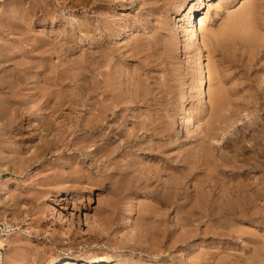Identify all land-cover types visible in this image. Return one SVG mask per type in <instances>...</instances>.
Segmentation results:
<instances>
[{"label":"rangeland","instance_id":"1","mask_svg":"<svg viewBox=\"0 0 264 264\" xmlns=\"http://www.w3.org/2000/svg\"><path fill=\"white\" fill-rule=\"evenodd\" d=\"M39 1L40 0H0L1 7L11 4L15 8L16 3H18L19 6L18 4L17 6L24 9L22 6H26L27 4L25 8H28L27 10L29 11L25 15L17 12H15L16 14L12 13L13 11L6 14L4 12L0 17V21L2 19L4 22L3 26H6L3 27L1 21L0 104L3 106H0V133H3V136H0V151H3V154L0 152V158H2L1 160L4 159V161L0 160V264H55L56 259L64 257L65 255H71L70 257L73 260V264H90V262L97 259V261L106 262V264H114L119 261L120 263L117 264H132V261L133 264H169V259L170 262L173 260V264H214V261L215 264L221 262V264H226V262L227 264H264V259H262L264 256V248H260V246L264 247V241H262L264 240V0H223L224 2L222 0H212V5H209L211 8L207 5L208 1L205 0L202 5H198L195 15L198 16L202 11L206 10L210 18H208L207 21L206 33L203 32L205 40L203 46L206 50L205 52L209 55L207 64L209 61H214L208 65L213 70L215 77L212 83L210 82L208 85L206 111H202L198 115L194 113V121L189 123H183L182 121V117L185 116V111H183L184 108L181 109L182 106L180 103L187 94L189 99L191 98L189 106L195 108V98L192 96V90L190 91L189 89L194 77L193 73H191L194 57H191V59L189 57L192 53H188L187 51V57L182 51V41L179 39V42V33L177 35V23L179 19L188 12L191 4L190 2L193 0H79V3L73 0L75 5L74 3L70 5L68 2L64 4V0H53V2L52 0H45V3H43L44 0H41L42 4L41 1ZM195 2H197V0ZM216 2H218V4ZM34 3H36V5ZM38 3L40 4L38 5ZM81 3L82 5H80ZM219 3L222 5L225 3V6L221 10L218 7L221 6ZM48 4L52 7L50 8ZM215 4L218 5V9L215 7ZM244 5H250L251 7L254 5V9L256 7L258 8L255 9V13L253 12L256 19L252 18L254 19V23L252 24H254L253 27H257L253 29L259 32H256V38L258 36L261 38H257V41H255V38L254 40H249L251 42L248 40H240V42H238L232 38L225 37L227 41L222 39L220 43L216 42L215 44L212 40L214 33L212 38H209L210 35L208 33L212 34L211 30L221 31L220 28H223L224 24V26L227 25L224 22L228 23L233 16L237 15L240 9L244 10ZM32 6L35 8H31ZM69 6L72 8L70 9ZM75 6L76 8H74ZM242 7L244 8L242 9ZM235 12L237 13L235 14ZM55 13L61 14L56 15ZM8 14L11 16L9 17ZM30 14H32V16ZM33 15L36 16L33 18ZM7 16L11 20L14 18L12 25H16L15 27H11V20H9ZM75 16L79 18L80 22L74 21L72 17ZM17 17H19V20L15 19ZM30 17L32 19H30ZM66 17L69 20H66ZM86 18H89L87 20L92 21L93 24L91 23L85 26L83 21L86 20ZM20 19L23 21H20ZM34 21L36 22L34 23ZM22 22L25 23L23 24ZM29 22L30 24H27ZM76 23L77 25L80 23L82 28L77 27ZM26 24L28 26L30 25V28L26 29L28 27ZM61 25L64 27L67 26L63 28ZM8 26L10 28H7ZM71 26L73 29H71ZM89 27H91L92 30H89ZM13 28L14 30L11 31ZM16 28H24V30L21 29L22 31L20 32L22 35L19 33V29V31L15 30ZM41 28H43V30H40ZM96 28H98L97 30L100 29L97 33ZM4 29H6V32ZM57 30L60 31L58 32ZM23 31L28 33L23 34ZM35 31H37V34ZM77 31L78 33H76ZM44 32L47 34H44ZM105 32L108 33L106 34ZM31 33H34L33 35L35 36ZM75 37L76 39H74ZM61 38L62 40H60ZM90 39L93 41L91 42ZM46 40H48V43L53 41L50 44H46ZM136 40L137 42L139 41V44L136 43ZM252 41L254 43H252ZM64 42L65 44L70 42L68 46L71 48V52L63 51L64 47L62 43ZM141 44L143 45L142 47H140ZM43 46L46 47V49ZM137 46L139 47L138 50H142L138 51L136 49L138 48ZM53 48L56 49L54 50ZM87 49L89 51L91 50V52L94 50L95 53H91ZM75 50H77V53ZM81 52L83 53L82 56ZM58 53L59 56L56 55ZM66 54L68 57H66ZM97 54L98 56H96ZM102 55L104 59L101 58ZM40 56L47 58L44 60V58ZM78 56H81L80 58L85 61H92L95 58L96 60H93V62H98L92 64L94 67L91 66L89 67L90 69L87 67L83 69L84 71L81 70L83 73L82 77L86 74L90 78H86L85 76L82 78L83 80L81 79L82 81L77 80L75 82H71L66 78L60 79L62 70L63 72L66 70L65 74L62 73V77L65 75L67 78L71 77L74 73L81 72V64H79L81 63V59H79ZM59 57L61 59H59ZM72 58L74 60L71 62ZM37 59H39V61ZM77 59H79V62ZM60 60H63V64L59 62ZM66 60H68L67 62H69V64ZM104 60H107L108 63ZM34 62L37 63V65ZM51 63H54L53 66H51ZM43 64L45 67H43ZM47 64H49L48 67H46ZM75 64H77V66ZM97 64L103 66H97ZM213 64H217L218 67H215V65L212 67ZM63 65H68L66 66L67 68L71 65L70 67L73 69L69 67L68 71ZM54 66H57L56 69ZM72 66H74L75 69L77 68L78 71ZM26 68L28 71L32 70L34 73L31 71V73L27 74L26 72L28 71L25 72V70H27ZM34 70H36V72ZM59 70L60 72H58ZM74 70L76 72H74ZM90 70H94L93 73L95 74H90L92 72ZM53 72H55V74ZM38 74L40 77L46 76L44 78L41 77L39 80ZM35 75L37 77H35ZM52 76H54V78H51ZM191 76H193L192 79ZM195 76L199 78L198 74ZM47 79L52 81H47ZM106 79L108 80L107 85L104 84L107 82H105ZM188 79H190V81ZM64 80L66 85L63 83ZM84 80L86 84L81 83L84 82ZM89 81L91 82L89 83ZM35 82H38V86H36L37 83ZM42 82H45L44 84H47V86ZM59 83L61 86H59ZM80 84H82V87H78L81 86ZM92 84L95 85L92 86ZM86 85L90 88L92 87V89L87 88ZM40 86H42L41 89L43 90H40L41 92L36 88H40ZM52 86H54V88ZM66 86L68 87L66 88ZM184 87L186 88L185 90ZM58 88L59 90L64 89L65 92L64 90H60L59 94ZM69 88L71 89L69 90ZM99 89L101 91H99ZM218 90L223 93V95L221 94L222 103L220 102L219 104V108H222V104L223 108L222 110H220L221 108L218 109L216 113L214 108H212L214 103L212 100L210 101V98L211 96L213 97L215 92H219ZM53 93L56 95L54 96ZM37 95H40V97ZM60 95H62L65 100L61 99L62 96ZM36 97H38V100ZM43 97L45 99H43ZM53 97L57 100H61V102L56 101ZM3 98L5 101H8L5 102ZM39 99L43 100H41L42 103ZM44 100L47 101L45 102ZM34 101L36 103H34ZM62 101L63 104H65L62 105L63 107L60 105ZM57 102L58 104H56ZM45 103H47V105ZM31 105L34 106L31 107ZM56 106L58 109L62 107L63 110L60 109L62 113L58 111L56 115L52 114ZM101 106L103 107L101 108ZM22 108L24 111H21L23 110ZM31 108H33V111ZM46 108L49 110L46 111ZM211 109L217 114L215 115L213 113L214 116H219L221 118L217 117L218 119H214V116L211 114ZM49 111L50 113H48ZM208 113L213 117L211 118V115H206V120L208 117L210 122L206 121L204 117L205 114ZM218 113H222L220 114L221 116ZM19 114L20 116L18 117L17 115ZM35 115H37V117ZM200 115H202V120L204 118V122L201 120ZM97 116H99V118ZM40 117L42 119L44 118L46 121L44 119L39 120L41 119ZM47 117L50 119L52 118L51 121L53 124L49 123L50 126L47 125ZM195 117L197 120L199 119L198 122ZM22 118L23 120H21ZM27 118L30 119L28 120ZM211 119L216 121L213 122ZM5 120L8 123H6ZM43 121L46 122V130L41 126V122ZM60 121H63V123ZM2 122L4 124H2ZM30 122H35V124L30 125ZM9 123L15 126V128L11 130L12 132L8 133L7 125ZM38 123L40 125L35 126ZM212 123H216V127H214ZM16 124L18 126H16ZM188 124L191 126H188ZM210 124L214 129L211 128L212 126ZM51 126L53 128L55 127V129ZM17 127L19 128L17 129ZM208 128H210V130ZM215 128L220 131H216ZM40 129H43V132ZM47 129L49 133L46 132ZM30 130L32 132H29ZM53 130L57 132L55 133ZM44 131L47 134H45ZM208 131L209 133H207ZM50 132H52V134L54 133V135H51ZM212 132L213 134L218 133L219 135L215 134L217 135L216 138L211 139L210 137L214 136ZM187 133L189 136H187ZM20 134H23L24 137L26 136L25 139L23 135ZM1 137H3V139ZM44 137H47V140ZM218 137L220 139H218ZM18 138L20 140H18ZM35 140H39V142ZM54 140L57 141V143ZM203 140L207 141L206 145H204L205 143H203ZM86 141H88V143ZM1 142L10 145V148ZM107 142L110 144L109 149L107 148L108 146H106ZM208 142V146L211 150L207 146ZM30 143H33L32 146ZM36 143L39 144L37 145L38 147H36ZM102 143L105 144L103 145ZM25 144L27 145L26 147ZM1 145L5 146L4 149L6 151L2 150L3 147ZM82 145L86 146L88 150L86 151V147ZM201 145L204 146L201 147ZM101 146L102 148H100ZM206 146L207 149H204ZM35 147L38 148L39 151H37V149L35 150ZM106 149L108 152H106ZM201 149L204 150L201 152ZM99 150H103L102 152L105 154ZM26 151H28V153ZM29 151H31V153ZM32 151L35 152L33 153ZM88 151L89 153L92 151L90 157ZM209 151H212V153ZM9 153L15 156L11 155L10 157ZM4 154L6 156H4ZM21 154H24L26 158L22 157L23 160L19 158L22 156ZM28 154L32 158H30ZM96 154L100 157L101 155L102 157L105 156L106 158H100ZM191 154L193 155V159L190 156ZM96 157L100 158V160H98V158L96 159ZM201 157L205 159L203 161H206V163L208 162L207 160H209V163L211 160H215L216 163L218 161L217 167H215L214 161H211V166L207 163L208 168L206 165L202 167V163H206L202 162ZM11 158L15 163L11 162L13 161ZM28 158L31 160V163L28 161ZM36 158H38V160ZM90 158L93 159L90 160ZM189 158H191L190 162L192 160L191 163L188 160ZM195 159L199 161L196 165L195 162L197 161ZM9 160L11 161L9 162ZM19 160L22 161V166ZM33 161L35 162L33 163ZM91 161L94 162L90 164ZM213 164L214 167H212ZM24 165L27 166L25 167ZM14 170L16 171L14 172ZM19 171L21 173H19ZM80 176L83 177L81 178ZM243 183L245 184L243 185ZM1 184L3 186H1ZM240 184L241 188L239 187ZM2 187L5 188V190ZM42 191L43 194L40 195ZM236 193H239V195ZM252 193H255V196ZM13 194H16L17 198ZM36 194H38V196H36ZM12 196L15 197L13 198ZM242 196L245 198L243 199ZM39 197H41V199ZM20 198L22 199L19 200ZM30 198L33 199L31 200ZM246 201L247 203H245ZM129 203H131V205ZM44 204L47 206L46 209L43 206ZM61 205L62 207L56 210L54 215L48 213L49 211L47 210L50 209L51 211L54 206L58 209ZM241 205L243 206L241 207ZM230 206L234 208L232 209ZM131 207L133 208L131 209ZM235 207L237 208L236 210ZM239 207L242 208H240V211ZM244 207L246 209L245 211L243 209ZM226 209L230 212H227ZM231 210L233 212L236 211V214ZM60 212L61 214H59ZM57 213L60 219L57 217ZM224 213L225 216L229 214L228 217H225ZM231 213L233 215H231ZM249 217H251V220ZM106 219H108V222ZM235 219L236 221L238 219V221L236 222ZM109 222H111V224ZM108 224L110 226H108ZM153 224L156 226L152 227ZM147 227H150L151 231L147 229ZM250 227L254 231H252ZM44 230L45 232H43ZM49 231H51L52 234ZM149 231L151 232L150 234ZM154 232H156V235ZM257 233L259 235L262 234V236H259ZM255 234L258 236L255 237ZM156 237H158V239H156V243H154ZM63 238L65 239L63 240ZM151 238H153L152 242ZM146 239H149V241ZM256 240L258 242L261 240L262 242L260 241L257 243ZM159 241H161V243ZM144 243H147V245ZM155 244L156 246H154ZM149 245L150 248H148ZM151 245L153 248H151ZM253 245L257 246V248ZM132 247L134 248L132 249ZM155 247H157V250ZM154 249L159 253L157 254ZM257 249H259V251ZM18 253H20V255ZM260 254H262V256ZM141 258H143L146 263H141L144 261ZM135 260H137V263ZM216 260H218V262H216ZM257 260L259 261L258 263H256ZM239 261L241 263H239Z\"/></svg>","mask_w":264,"mask_h":264},{"label":"bare ground","instance_id":"2","mask_svg":"<svg viewBox=\"0 0 264 264\" xmlns=\"http://www.w3.org/2000/svg\"><path fill=\"white\" fill-rule=\"evenodd\" d=\"M19 1H20V0H19ZM21 1H22V0H21ZM40 1H41V0H40ZM40 1H39V2H40ZM76 1H78V3H79V0H76ZM86 1H87V0H86ZM88 1H89V0H88ZM90 1H91V0H90ZM99 1H100V0H99ZM134 1H136V0H134ZM180 1H181V0H180ZM195 1H196V0H193L192 2H190L191 4H190V6H189V10H188V12L185 13V15L182 16V17L179 19L178 23H177V24H178L177 35H178V33H179V38H178V40L181 39V41H182V45H181L182 48H183L182 51L184 52L185 56H187V51H188V53H192V55H190L189 58L194 57V60H193V67H192V72H191V73H193L194 77L191 76V79H192V77H193V81L191 82L192 85L190 84L191 87H190L189 89H190V91L192 90V92H191V93H192V96L195 98V108H192V107L189 106V102H190V99H191V98L189 99V97H188L187 94L183 97V99H182V97H181V99H182V100H181V103H180V105L182 106L181 109L184 108L183 111H185V116H184V117L181 116V117L183 118V120H182V118H181V120L183 121V123H186V122L189 123V122L194 121V116H193V115H195L194 113H196V115H198L200 112H202V111H206L205 108L207 107L206 102H207V97H208V92H207V90H208V88H209L208 85H209L210 82L212 83V81L214 80V77H215V75H214V73H213V70H212V69L209 67V65H208V64H211V62L213 63L214 61H209V63L207 64V61L209 60V55H208V53L205 52L206 50L204 49V46H203V43H205V40H204V33H203V32H205L206 29H207V28H206V25H207V21H208V18H209V14H208V11L205 10V11H202V13H200L198 16H196L195 13L197 12V7H198V5H202L203 2H204L205 0H197V2H195ZM207 1H208V2H207V5H208V6H209V5H212V4H211V1H212V0H207ZM216 1H218V0H216ZM222 1H223V0H222ZM9 2H10V1H9ZM24 2H25V1H24ZM24 2H22V3H24ZM35 2H36V1H35ZM48 2H49V1H48ZM52 2H53V0H52ZM67 2H68L70 5H71V3H74L73 0H64V4L67 3ZM95 2H96V1H95ZM95 2H94V3H95ZM102 2H103V1H102ZM105 2H106V1H105ZM105 2H104V3H105ZM108 2H109V1H108ZM138 2H139V1H138ZM175 2H176V1H175ZM223 2H224V1H223ZM10 3H11V2H10ZM13 3H14V2H13ZM19 3H20V2H19ZM22 3H21V5H22ZM43 3H45V0L43 1ZM50 3H51V2H50ZM82 3H83V2H82ZM82 3H81L80 5H82ZM84 3H86V2H84ZM89 3H90V2H89ZM97 3H98V2H97ZM106 3H107V2H106ZM181 3H182V2H181ZM216 3L218 4V2H216ZM220 3H221V1H220ZM220 3H219V5H221V6H218V5L215 4V7L217 8V6H218L219 9L221 10V9H223V7L225 6V3H226V2L223 3V5L220 4ZM230 3H231V2H230ZM6 4H7V3H6ZM17 4H18V3H16V6H17ZM24 4H25V3H24ZM31 4H32V3H31ZM34 4L36 5V3H34ZM39 4H40V3H38V5H39ZM41 4H42V1H41ZM99 4H100V3H99ZM99 4H98V5H99ZM175 4H176V3H175ZM204 4H205V3H204ZM21 5H20V6H21ZM44 5H45V4H44ZM48 5H49V4H48ZM53 5H54V4H53ZM66 5H67V4H66ZM74 5H75V3H74ZM173 5H174V3H173ZM181 5H182V4H181ZM188 5H189V4H188ZM2 6H3V5H2ZM14 6H15V4H14ZM16 6H15V8H14L11 4H8L7 6H3V7L0 6V17H1V14H2V13L4 14V12H5V14H6V13H11V12L13 11L12 13L17 12V13H22V14H24V15L27 14V13L29 12V11L27 10L28 8H25V7H27V4H26V6H25V5L22 6V7H24V9L18 7L19 4H18V6H17L18 8H17ZM29 6H30V5H29ZM49 6H50V5H49ZM67 6H68V5H67ZM86 6H87V5H86ZM102 6H103V5H102ZM176 6H177V5H176ZM176 6H175V7H176ZM183 6H184V5H183ZM249 6H250V5H249ZM249 6L244 5V7H245L244 10H241V9H240V10H241V12H240V10H239L240 13L237 11L239 14H238L237 12H235V14L237 13V15H236V16H233V17L228 21V23H227V22H224V23H226L227 25L224 26L225 24H224V25L222 24V25H223V28H222V27L220 28L221 31H220V30H217V31H219V32H217V31L215 30V31L217 32V33H216L215 31L211 30V31H212V34L207 32V33L210 35L209 38H212V35H213V33H214V35H213V39H212V40L214 41L215 44H216V42L220 43V42L222 41V39H223V40L225 39V37H228V38H230V39L232 38V39H234V40H237L238 42H240V40H248V41H249V40H254V39L256 38V32H258V30H254V29H253V28H255V27H253L254 24H252V23H254V19H252V18H255V19H256V17H254V15H253V12L255 13V12H256L255 9H258V8L256 7V8L254 9L255 6L252 5V7H253V9H252V7L250 6V7H251V8H250ZM37 7H38V6H37ZM46 7H47V6H46ZM51 7H52V6H50V8H51ZM60 7H61V6H60ZM78 7H79V6H78ZM177 7H178V6H177ZM187 7H188V6H187ZM209 7L211 8V6H209ZM244 7H242V9H243ZM246 7H248V8H246ZM31 8H35V7L32 6ZM39 8H40V7H39ZM54 8H56V7H54ZM66 8H67V7H66ZM69 8H70V6H69ZM71 8H72V7H71ZM71 8H70V9H71ZM74 8H76V6H75ZM100 8H101V7H100ZM102 8H103V7H102ZM58 9H59V7H58ZM67 9H68V8H67ZM175 9H176V8H175ZM180 9H181V8H180ZM203 9H204V8H203ZM217 9H218V8H217ZM217 9H216V10H217ZM2 10H3V11H2ZM30 10H31V9H30ZM36 10H38V9H36ZM53 10H54V9H53ZM68 10H69V9H68ZM178 10H179V9H178ZM254 10H255V11H254ZM39 11H40V10H39ZM50 11H51V9H50ZM214 11H215V10H214ZM223 11H224V10H223ZM48 12H49V11H48ZM55 12H56V11H55ZM66 12H67V11H66ZM99 12H100V11H99ZM178 12H179V11H178ZM199 12H200V11H199ZM219 12H220V11H219ZM30 13H31V12H30ZM45 13H46V12H45ZM61 13H62V12H61ZM61 13H60V14H61ZM68 13H69V11H68ZM73 13H74V12H73ZM176 13H177V12H176ZM217 13H218V12H217ZM220 13H221V12H220ZM15 14H16V13H15ZM22 14H21V15H22ZM33 14H34V13H33ZM52 14H53V12H52ZM55 14H56V13H55ZM60 14H56V15H60ZM76 14H77V13H76ZM84 14H85V13H84ZM13 15H14V14H13ZM30 15L32 16V14H30ZM38 15H39V14H38ZM41 15H42V14H41ZM45 15H46V14H45ZM47 15H48V13H47ZM67 15H68V14H67ZM73 15H74V14H73ZM79 15H80V13H79ZM79 15H78V16H79ZM82 15H83V14H82ZM229 15H230V14H229ZM233 15H234V13H233ZM255 15H256V14H255ZM8 16L10 17L11 15L8 14ZM8 16H7V18H9ZM19 16H20V14H19ZM26 16H27V15H26ZM34 16H36V15H33V18H34ZM217 16H218V15H217ZM217 16H216V17H217ZM3 17H4V16H3ZM24 17H25V16H24ZM45 17H46V16H45ZM45 17H44V18H45ZM48 17H49V16H48ZM68 17H69V15H68ZM85 17H86V16H85ZM7 18H6V20H7ZM18 18H19V17L15 18V19L19 20ZM26 18H27V17H26ZM26 18H24V19H26ZM46 18H47V17H46ZM58 18H60V17H58ZM58 18H57V19H58ZM61 18H62V17H61ZM72 18L74 19L75 22L79 21V18H77L76 16H75V17H72ZM218 18H219V17H218ZM13 19H14V18H12V20H11V19L9 18V20H11V21H10V22H11V25H12V21H13ZM22 19H23V18H22ZM22 19H20V21H21ZM28 19H29V18H28ZM30 19H32V18L30 17ZM40 19H42V18H40ZM48 19H49V18H48ZM51 19H52V17H51ZM67 19H68V18L66 17V20H67ZM73 19H72V20H73ZM87 19H89V18H86V20L83 21V24H84L85 26H86V25H89V24H91V23L93 24L92 21L87 20ZM92 19H93V18H92ZM209 19H210V18H209ZM251 19H252L253 21H252ZM35 20H36V18H35ZM55 20H56V19H55ZM55 20H54V21H55ZM60 20H61V19H60ZM68 20H69V19H68ZM1 21H2V19H1ZM1 21H0V25H1ZM20 21H19V22H20ZM22 21H23V20H22ZM28 21H29V20H28ZM30 21H31V20H30ZM42 21H43V20H42ZM44 21H45V20H44ZM52 21H53V20H52ZM52 21H51V22H52ZM226 21H227V20H226ZM251 21H252V22H251ZM6 22H7V21H6ZM10 22H9V23H10ZM15 22H16V20H15ZM26 22H27V20H26ZM32 22H33V21H32ZM35 22H36V21H34V23H35ZM57 22H58V21H57ZM61 22H63V21H61ZM68 22H70V21H68ZM79 22H80V21H79ZM2 23H3V24H2V26H3V25H4V22L2 21ZM22 23H23V22H22ZM22 23H21V24H22ZM24 23H25V22H24ZM24 23H23V24H24ZM45 23H46V22H45ZM52 23H53V22H52ZM95 23H96V21H95ZM95 23H94V24H95ZM15 24H17V23H15ZM15 24H14V25H15ZM19 24H20V23H19ZM27 24H30V22L27 23ZM27 24H26V25H27ZM32 24H33V23H32ZM65 24H66V23H65ZM67 24H68V23H67ZM69 24H70V23H69ZM255 24H256V23H255ZM11 25H9V26H11ZM35 25H36V24H35ZM44 25H45V24H44ZM72 25H73V24H72ZM76 25H77V23H76ZM78 25H79V26H78ZM78 25H77V27L80 28V27H81V24L79 23ZM84 25H83V26H84ZM251 25H252V26H251ZM9 26H8L7 28H10ZM15 26H16V25H15ZM15 26L12 25L11 27H15ZM17 26H18V25H17ZM27 26H28V25H27ZM39 26H40V24H39ZM50 26H51V25H50ZM61 26H62V25H61ZM66 26H67V25H66ZM66 26H65V27H66ZM69 26H70V25H69ZM85 26H84V27H85ZM98 26H99V25H98ZM129 26H130V25H129ZM129 26H128V27H129ZM255 26H256V25H255ZM3 27H6V26H3ZM3 27H2V28H3ZM21 27H22V26H21ZM35 27H36V26H35ZM43 27H44V26H43ZM46 27H47V26H46ZM58 27H59V26H58ZM62 27L65 28L64 26H62ZM96 27H97V26H96ZM28 28H30V25H29L26 29H28ZM54 28H55V27H54ZM68 28H70V27H68ZM68 28H67V29H68ZM81 28H82V27H81ZM94 28H95V27H94ZM98 28H99V27H98ZM98 28H96V33H97V31L100 30V29L97 30ZM100 28H101V25H100ZM256 28H257V27H256ZM256 28H255V29H256ZM18 29H19L20 31H19ZM18 29L16 28L15 30L19 31V33L22 31L21 29L24 30V28H21V29L18 28ZM34 29H35V28H34ZM45 29H46V28H45ZM57 29H58V28H57ZM71 29H73L72 26H71ZM74 29H75V28H74ZM90 29H91V27H89V30H90ZM133 29H134V27H133ZM0 30H1V28H0ZM2 30H3V29H2ZM13 30H14V28L11 29V31H13ZM40 30H43V28H41ZM48 30H50V29H48ZM48 30H47V31H48ZM54 30H55V29H54ZM54 30H53V31H54ZM61 30H63V29H61ZM86 30H87V29H86ZM86 30H85V32H86ZM91 30H92V29H91ZM102 30H103V29H102ZM129 30H131V29H129ZM4 31L6 32V29H4ZM9 31H10V30H9ZM30 31H31V30H30ZM50 31H51V30H50ZM50 31H49V33H50ZM55 31H56V30H55ZM57 31H58V30H57ZM59 31H60V30H59ZM59 31H58V32H59ZM64 31H65V30H64ZM68 31H69V30H68ZM74 31H75V30H74ZM83 31H84V28H83ZM93 31H94V30H93ZM211 31H210V32H211ZM15 32H16V31H15ZM31 32H33V31H31ZM35 32H36V34H37V31H35ZM35 32H34V33H35ZM40 32H42V31H40ZM61 32H62V31H61ZM66 32H67V31H66ZM79 32H80V31H79ZM81 32H82V29H81ZM94 32H95V31H94ZM94 32H93V33H94ZM254 32H255V33H254ZM19 33H18V34H19ZM22 33L24 34L25 32L23 31ZM26 33H28V32H26ZM26 33H25V34H26ZM29 33H30V32H29ZM34 33H31V34L33 35ZM45 33H46V32H44V34H45ZM76 33H78V31H77ZM76 33H75V34H76ZM87 33H88V31H87ZM105 33H106V32H105ZM107 33H108V32H107ZM107 33H106V34H107ZM205 33H206V32H205ZM258 33H259V32H258ZM258 33H257V34H258ZM20 34H21V33H20ZM31 34H30V35H31ZM40 34H41V33H40ZM46 34H47V33H46ZM54 34H55V33H54ZM72 34H73V33H72ZM72 34H71V35H72ZM91 34H92V32H91ZM94 34H95V33H94ZM94 34H93V35H94ZM99 34H100V33H99ZM21 35H22V34H21ZM48 35H50V34H48ZM56 35H58V34H56ZM56 35H55V36H56ZM60 35H61V34H60ZM60 35H59V36H60ZM76 35H77V34H76ZM82 35H83V34H82ZM89 35H90V33H89ZM89 35H88V36H89ZM93 35H92V36H93ZM95 35H96V34H95ZM97 35H98V34H97ZM258 35H260V34H258ZM28 36H29V35H28ZM33 36H35V35H33ZM46 36H47V35H46ZM46 36H45V37H46ZM52 36H53V35H52ZM63 36H64V35H63ZM63 36H62V38H63ZM66 36H68V35H66ZM85 36H86V35H85ZM37 37H39V36H37ZM43 37H44V36H43ZM70 37H71V36H70ZM73 37H74V36H73ZM78 37H79V36H78ZM86 37H87V36H86ZM95 37H96V36H95ZM98 37H99V36H98ZM259 37H260V36H258L257 38L259 39ZM29 38H30V37H29ZM59 38H60V37H59ZM62 38H61L60 40H62ZM67 38H68V37H67ZM80 38H81V37H80ZM88 38H89V37H88ZM129 38H130V37H129ZM257 38H256L255 41H257ZM260 38H261V37H260ZM46 39H48V38H46ZM51 39H52V38H51ZM74 39H76V37H75ZM81 39H82V38H81ZM92 39H93V38H92ZM230 39H229V41H230ZM28 40H29V39H28ZM31 40H32V39H31ZM31 40H30V41H31ZM38 40H39V39H38ZM38 40H37V41H38ZM41 40H42V39H41ZM49 40H50V39H49ZM72 40H73V39H72ZM77 40H78V39H77ZM90 40H91V39H90ZM94 40H95V38H94ZM176 40H177V39H176ZM46 41H47L46 44H50V43H52L53 40H52L50 43H48V40H46ZM55 41H56V40H55ZM57 41H58V40H57ZM63 41H64V40H63ZM65 41H66V40H65ZM92 41H93V40H91V42H92ZM95 41H96V40H95ZM95 41H94V42H95ZM99 41H100V40H99ZM126 41H127V40H126ZM210 41H211V40H210ZM225 41H227V40L225 39ZM28 42H29V41H28ZM41 42H42V41H41ZM43 42H44V41H43ZM91 42H89V43H91ZM138 42H139V41H138ZM138 42H137V40H136V43H138ZM179 42H180V40H179ZM232 42H233V41H232ZM241 42H243V41H241ZM244 42H245V41H244ZM249 42H251V41H249ZM33 43H34V37H33ZM33 43H32V44H33ZM55 43H56V42H55ZM57 43H58V42H57ZM68 43H69V45H70V42H67V44H65V42L62 43V44H63L62 46L64 47V48H63V51H65V52H68V51H70V49H71V48L68 46ZM123 43H124V42H123ZM140 43H141V42H140ZM214 43H213V44H214ZM235 43H236V42H235ZM252 43H254V42L252 41ZM252 43H251V44H252ZM35 44H36V43H35ZM37 44H38V43H37ZM53 44H54V43H53ZM53 44H51V45H53ZM58 44H59V43H58ZM78 44H79V42H78ZM78 44H77V45H78ZM98 44H99V43H98ZM138 44H139V43H138ZM138 44H137V45H138ZM33 45H34V44H33ZM33 45H31V46H33ZM51 45H49V46H51ZM60 45H61V43H60ZM96 45H97V44H96ZM127 45H128V43H127ZM204 45H205V44H204ZM219 45H220V44H219ZM219 45H217V46H219ZM34 46H35V45H34ZM55 46H56V44H55ZM62 46H61V48H62ZM142 46H143V45L141 44L140 47H142ZM217 46H216V47H217ZM220 46H221V45H220ZM40 47H41V45H40ZM43 47H44V46H43ZM71 47H72V46H71ZM74 47H75V46H74ZM89 47H90V46H89ZM95 47H96V46H95ZM98 47H99V46H98ZM135 47H136V46H135ZM137 47H138V46H137ZM33 48H34V47H33ZM33 48H32V49H33ZM41 48H42V47H41ZM44 48L46 49V47H44ZM49 48H50V47H49ZM58 48H59V47H58ZM90 48H91V47H90ZM96 48H97V47H96ZM217 48H218V47H217ZM53 49H54V48H53ZM55 49H56V48H55ZM55 49H54V50H55ZM77 49H78V48H77ZM80 49H81V48H80ZM82 49H83V47H82ZM136 49L138 50L139 47L136 48ZM1 50H2V49H1ZM41 50H42V49H41ZM51 50H52V49H51ZM87 50H88V49H87ZM104 50H105V49H104ZM141 50H142V49H141ZM141 50H138V51H141ZM179 50H180V49H179ZM45 51H46V50H45ZM52 51H53V50H52ZM72 51H73V50H72ZM81 51H82V50H81ZM88 51H89V50H88ZM38 52H39V51H38ZM58 52H59V50H58ZM70 52H71V51H70ZM75 52L77 53V50H75ZM82 52H83V51H82ZM82 52H81V56H82V54H83ZM84 52H85V51H84ZM89 52H91V50H90ZM93 52L95 53L94 50H93L91 53H93ZM183 52H182V53H183ZM40 53H41V51H40ZM42 53H43V52H42ZM44 53H45V52H44ZM56 53H57V52H56ZM59 53H60V52H59ZM59 53L56 54V55L59 56ZM86 53H87V52H86ZM97 53H99V52H97ZM102 53H103V52H102ZM104 53H107V52H104ZM53 54H54V53H53ZM79 54H80V53H79ZM79 54H78V55H79ZM100 54H101V52H100ZM38 55H39V53H38ZM40 55H41V54H40ZM46 55H47V53H46ZM50 55H51V54H50ZM84 55H85V54H84ZM88 55H89V54H88ZM88 55H87V56H88ZM105 55H107V54H105ZM110 55H111V54H110ZM61 56H63V55H61ZM72 56H73V55H72ZM72 56H71V57H72ZM81 56H80V57H81ZM89 56H90V55H89ZM92 56H93V55H92ZM92 56H91V57H92ZM96 56H98V54H97ZM99 56H100V55H99ZM113 56H114V55H113ZM0 57H1V56H0ZM5 57H6V56H5ZM40 57H41V58H44V60H45V58H47V57H42V56H40ZM66 57H68L67 54H66ZM74 57H75V56H74ZM78 57H79V56H78ZM80 57H79V59H81ZM91 57H90V58H91ZM103 57H104V56L102 55L101 58H103ZM107 57H109V56L107 55ZM111 57H112V56H111ZM187 57H188V56H187ZM86 58H87V57H86ZM96 58H97V57H96ZM99 58H100V57H99ZM99 58H98V61H99ZM101 58H100V59H101ZM59 59H61V58L59 57ZM62 59H63V58H62ZM69 59H70V58H69ZM79 59H77L78 62H79ZM84 59H85V58H84ZM103 59H104V58H103ZM105 59H106V57H105ZM184 59H185V58H184ZM191 59H192V58H191ZM37 60L39 61V59H37ZM63 60H65V59H63ZM63 60H62V61L60 60L59 62H61V63L63 64ZM72 60H74V59L72 58V59H71V62H72ZM75 60H76V58H75ZM87 60H88V58H87ZM93 60H96V59L94 58ZM93 60H92V61H90V60L85 61V60H82V59H81V63H79V64H81V69H80V71L83 70V69H85V68H87V67H88V68L91 67V66L94 67V65H92V64H94V63L96 64L97 61H96V62H95V61L93 62ZM187 60H188V59H187ZM187 60H186V61H187ZM67 61H68V60H66V62H67ZM69 61H70V60H69ZM104 61H105L106 63H108L107 60H104ZM108 61H109V60H108ZM110 61H111V60H110ZM35 62H36V61H35ZM35 62H34V63H35ZM71 62H70V63H71ZM73 62H74V61H73ZM75 62H76V61H75ZM78 62H77V63H78ZM191 62H192V61H191ZM44 63H45V61H44ZM67 63L69 64V62H67ZM97 63H98V62H97ZM35 64L37 65V63H35ZM53 64H54V63H53ZM53 64L51 63V66H53ZM79 64H78V65H79ZM87 64H88V65H87ZM102 64H103V63H102ZM109 64H110V63H109ZM188 64H189V63H188ZM191 64H192V63H191ZM39 65H40V64H39ZM43 65H44V64H43ZM43 65H42V66H43ZM75 65L77 66V64H75ZM99 65H100V64H99ZM99 65L97 64V66H99ZM207 65H208V67H207ZM214 65H215V67H216V66L218 67L217 64H213L212 67H213ZM48 66H49V64L46 65V67H48ZM51 66H50V67H51ZM63 66H65V65H63ZM66 66H68V65H66ZM66 66H65V68H67ZM70 66H71V65H70ZM70 66H69V67H70ZM100 66H103V65H100ZM108 66H109V65H108ZM34 67H36V66H34ZM43 67H45V65H44ZM54 67H55V69H56L57 66H54ZM54 67H53V68H54ZM69 67H68V68H69ZM72 67H74V66H72ZM95 67H96V65H95ZM190 67H191V66H190ZM215 67H214V68H215ZM68 68H67V70H68ZM70 68H71V67H70ZM78 68H79V66H78ZM26 69H27V68H26ZM71 69H73V68H71ZM74 69H75V67H74ZM76 69H77V68H76ZM76 69H75V70H76ZM89 69H90V68H89ZM92 69H93V68H92ZM94 69H95V68H94ZM97 69H98V68H97ZM104 69H105V68H104ZM43 70H44V69H43ZM52 70H53V69H52ZM61 70H62V68H61ZM64 70H65V69H64ZM75 70H74V72H76ZM101 70H102V69H101ZM190 70H191V68H190ZM26 71H28V69L25 70V72H26ZM29 71H30V72H29ZM29 71L26 72V73H27V74H28V73H31L32 70H29ZM34 71L36 72V70H34ZM37 71H38V70H37ZM44 71H45V70H44ZM49 71H50V70H49ZM56 71H57V70H56ZM65 71H66V70H65ZM65 71L63 72V70H62V73L65 74ZM68 71H69V70H68ZM68 71H67V73H68ZM72 71H73V70H72ZM77 71H78V69H77ZM83 71H84V70H83ZM90 71H92V70H90ZM93 71H94V70H93ZM93 71H92L90 74H92ZM107 71H108V70H107ZM32 72H33V71H32ZM58 72H60V70H59ZM95 72H96V71H95ZM104 72H105V71H104ZM33 73H34V72H33ZM33 73H32V75H33ZM43 73H44V72H43ZM53 73L55 74V72H53ZM56 73H57V72H56ZM62 73H60V75H61V76H60V79H65V78H66V79H69L71 82H75V81H77V80L79 81V80H81L82 78H84L85 76H86V78L89 77V76H87L86 74H84L85 76L82 77V76H83V75H82V74H83L82 71L79 72V73H74V74H73V72H72L73 75H71V77H68V78L65 77V75H64V77H62V75H63ZM96 73H97V72H96ZM100 73H101V72H100ZM188 73H189V72H188ZM27 74H26V76H27ZM58 74H59V73H58ZM93 74H95V73H93ZM105 74H106V73H105ZM109 74H110V73H109ZM189 74H190V73H189ZM196 74H198L199 78H198V77L196 78V76H195ZM41 75H43V74H41ZM47 75H49V74H47ZM187 75H188V74H187ZM9 76H10V75H9ZM24 76H25V74H24ZM37 76H39V74H38ZM37 76L35 75V77H37ZM45 76H46V75H44V77H45ZM68 76H69V74H68ZM90 76H91V75H90ZM97 76H98V75H97ZM104 76H105V75H104ZM35 77H34V78H35ZM41 77H43V76H41ZM41 77L39 76V80H40ZM44 77H43V78H44ZM47 77H48V76H47ZM47 77H46V78H47ZM56 77H57V76H56ZM49 78H50V77H49ZM51 78H54V76H52ZM86 78H85V79H86ZM89 78H90V77H89ZM95 78H96V77H95ZM100 78H101V77H100ZM189 78H190V77H189ZM1 79H2V78H1ZM3 79H4V78H3ZM35 79H36V78H35ZM60 79H59V80H60ZM91 79H93V78H91ZM45 80H46V79H45ZM48 80H50V79H47V81H48ZM56 80H57V79H56ZM82 80H83V79H82ZM82 80H81V81H82ZM94 80H95V79H94ZM188 80L190 81V79H188ZM1 81H2V80H1ZM37 81H38V80H37ZM47 81H45V82H47ZM50 81H52V80H50ZM50 81H49V82H50ZM53 81H54V82H57V81H55V80H53ZM66 81H67V80H66ZM70 81H68V82H70ZM86 81H87V80H86ZM95 81H96V80H95ZM106 81H107V82H106ZM189 81H188V82H189ZM6 82H7V81H6ZM38 82H39V81H38ZM38 82H35V83H37L36 86H38ZM45 82H42V83L44 84ZM49 82H48V83H49ZM62 82H63V81H62ZM90 82H91V81H89V83H90ZM93 82H94V81H93ZM93 82H92V83H93ZM99 82H101V81H99ZM105 82H106V83H104V84L107 85L108 80L106 79ZM4 83H5V82H4ZM42 83H41V84H42ZM60 83H61V82H60ZM60 83H59V86H61ZM63 83H65V80H64ZM79 83H80V82H79ZM79 83H76V84H79ZM81 83H85V80H84V82H81ZM89 83H88V84H89ZM0 84H1V83H0ZM49 84H51V83H49ZM49 84H48V85H49ZM67 84H69V83H67ZM85 84H86V83H85ZM101 84H102V83H101ZM39 85H40V83H39ZM44 85L47 86V84H44ZM53 85H54V84H53ZM65 85H66V83H65ZM80 85H81V86H78V85H77V86H78V87H82V84H80ZM94 85H95V84H94ZM94 85L92 84V86H94ZM96 85H97V84H96ZM184 85H185V84H184ZM187 85H188V83H187ZM34 86H35V84H34ZM56 86H57V85H56ZM68 86H70V85H68ZM68 86H66V88H67ZM83 86H84V85H83ZM86 86H87V85H86ZM90 86H91V85H90ZM41 87H42V86H40V88H38V87H36V88H37L39 91H40V90L43 91V90L41 89ZM44 87H45V86H44ZM52 87L54 88V86H52ZM73 87H74V86H73ZM60 88H63V87H60ZM87 88H90V87L87 86ZM33 89H34V88H33ZM45 89H46V88H45ZM50 89H51V88H50ZM55 89H56V87H55ZM70 89H71V88H69V90H70ZM75 89H76V88H75ZM77 89H80V88H77ZM81 89H82V88H81ZM90 89H92V87H91ZM105 89H106V88H105ZM185 89H186V88L184 87V90H185ZM4 90H5V89H4ZM38 90H37V91H38ZM46 90H47V89H46ZM57 90H59V88H58ZM60 90H64V89H60ZM60 90L58 91V93L60 92ZM72 90H74V89H72ZM86 90H88V89H86ZM95 90H96V89H95ZM102 90H103V89H102ZM41 91H40V92H41ZM48 91H49V90H48ZM48 91H47V92H48ZM78 91H80V90H78ZM99 91H101V90L99 89ZM99 91H98V92H99ZM188 91H189V90H188ZM190 91H189V92H190ZM218 91H219V92H215V94H213V97L211 96V98H210V101L212 100L213 103H214V105H212V106H213L212 108H214V111H216V113H217L218 109L221 108V107L219 108V104H220L221 99H222L221 94L223 95L222 91H220V90H218ZM62 92H63V91H62ZM64 92H65V90H64ZM67 92H68V91H67ZM74 92H75V91H74ZM81 92H83V91H81ZM84 92H85V91H84ZM86 92H87V91H86ZM48 93H49V92H48ZM50 93H51V91H50ZM75 93H76V92H75ZM89 93H91V92H89ZM102 93H103V92H102ZM105 93H106V92H105ZM187 93H188V92H187ZM51 94H52V93H51ZM51 94H49V95H51ZM53 94H54V93H53ZM59 94H60V93H59ZM84 94H85V93H84ZM91 94H92V93H91ZM188 94H190V93H188ZM46 95H47V93H46ZM46 95H45V96H46ZM49 95H48V96H49ZM55 95H56V94H54V96H55ZM57 95H58V94H57ZM75 95H76V94H75ZM94 95H95V94H94ZM37 96H38V95H37ZM60 96H62V95H60ZM64 96H65V95H64ZM76 96H77V95H76ZM76 96H75V97H76ZM81 96H82V94H81ZM85 96H86V94H85ZM89 96H90V95H89ZM89 96H88V97H89ZM92 96H93V95H92ZM189 96H191V95H189ZM38 97H40V95H39ZM38 97H36L37 100H38ZM56 97H57V96H56ZM62 97H63V96H62ZM62 97H61V99H64V100H65V98H64V97L62 98ZM75 97H74V98H75ZM223 97H224V96H223ZM1 98H2V97H1ZM47 98H48V97H47ZM50 98H52V97H50ZM79 98H80V97H79ZM3 99H4V98H3ZM3 99H2V100H3ZM43 99H45V98L43 97ZM53 99H55V100L58 101V102H59V101L61 102V100H57V99L54 98V97H53ZM83 99H84V98H83ZM41 100H42V99H41ZM41 100L39 99L40 102H41ZM70 100H71V98H70ZM0 101H1V99H0ZM4 101H5V99H4ZM7 101H8V100H6L5 102H7ZM42 101H43V100H42ZM44 101L46 102L47 100H44ZM51 101H53V100H51ZM73 101H74V99H73ZM73 101H72V102H73ZM2 102H3V101H2ZM5 102H4V103H5ZM58 102H57L56 104H58ZM67 102H68V101H67ZM179 102H180V101H179ZM9 103H10V101H9ZM34 103H36V102L34 101ZM41 103H42V102H41ZM43 103H44V102H43ZM190 103H191V102H190ZM211 103H212V102H211ZM213 103H212V104H213ZM221 103H222V102H221ZM5 104H6V103H5ZM30 104H32V103H30ZM45 104L47 105V103H45ZM52 104H53V103H52ZM94 104H95V103H94ZM94 104H93V106H94ZM1 105H2V104H0V106H1ZM28 105H29V104H28ZM34 105H35V104H34ZM34 105H31V107L34 106ZM46 105H45V106H46ZM50 105H51V104H50ZM54 105H55V104H54ZM60 105L62 106V105H65V104H63V101H62V104H60ZM2 106H3V105H2ZM8 106H9V105H8ZM21 106H22V105H21ZM35 106H36V105H35ZM37 106H38V105H37ZM39 106H40V105H39ZM48 106H49V105H48ZM52 106H53V105H52ZM57 106H58V105H57ZM57 106H56V108L53 109L54 113L51 112L52 114H55V115H56L58 111L61 112V111L63 110V109H62L63 106H62L61 108H59V109H58V107H60V106H58V107H57ZM70 106H71V105H70ZM95 106H96V105H95ZM220 106H221V105H220ZM22 107H24V106H22ZM26 107H27V106H26ZM53 107H54V106H53ZM98 107H99V106H98ZM98 107H97V108H98ZM102 107H103V106H101V108H102ZM105 107H107V106H105ZM3 108H4V107H3ZM6 108H7V107H6ZM6 108H5V109H6ZM47 108H48V107H47ZM47 108H46V111H48V110L50 109V107H49L48 110H47ZM65 108H66V107H65ZM94 108H95V107H94ZM222 108H223V104H222ZM222 108H221L220 110H222ZM14 109H15V108H14ZM16 109H17V108H16ZM20 109H21V108H20ZM22 109H23V108H22ZM31 109H32V111H33V108H31ZM31 109H30V110H31ZM51 109H52V108H51ZM60 109H62V110L60 111ZM95 109H96V108H95ZM106 109H107V108H106ZM109 109H110V108H109ZM201 109H202V110H201ZM206 109H207V108H206ZM1 110H2V108H1ZM6 110H8V109H6ZM11 110H12V108H11ZM27 110H28V109H27ZM27 110H26V112H27ZM41 110H44V109H41ZM9 111H10V110H9ZM18 111H20V110H18ZM18 111H17V112H18ZM21 111H24V109L21 110ZM13 112H14V111H13ZM17 112H16V113H17ZM34 112H35V111H34ZM211 112H212L211 114L214 116L215 113L213 112L212 109H211ZM219 112H220V111H219ZM221 112H222V111H221ZM4 113H5V112H4ZM6 113H7V112H6ZM11 113H12V112H11ZM20 113H21V112H20ZM29 113H31V112H29ZM38 113H39V112H38ZM44 113H46V112H44ZM48 113H50V111H49ZM48 113H47V114H48ZM61 113H62V112H61ZM63 113H65V112H63ZM204 113H205V112H204ZM213 113H214V114H213ZM0 114H1V112H0ZM25 114H26V113H25ZM25 114H24V115H25ZM41 114H43V113H41ZM47 114H46V116H47ZM52 114H51V116H52ZM211 114H210V113L205 114V116H204V117H205V120H206V115L208 116V115H211ZM218 114H219V113H218ZM220 114H222V113H220ZM220 114H219V115H220ZM55 115H54V116H55ZM58 115H59V114H58ZM63 115H64V114H63ZM102 115H103V114H102ZM105 115H106V114H105ZM212 115H211V118H213ZM215 115H217V114H215ZM4 116H5V115H4ZM8 116H9V115H8ZM8 116H7V117H8ZM11 116H12V114H11ZM17 116L19 117L20 114L17 115ZM26 116H27V115H26ZM35 116L37 117V115H35ZM64 116H65V115H64ZM107 116H108V115H107ZM200 116H201V120H202V115H200ZM200 116H199V117H200ZM220 116H221V115H220ZM1 117H2V116H1ZM13 117H14V116H13ZM13 117H12V118H13ZM21 117H22V116H21ZM38 117H39V116H38ZM52 117H53V116H52ZM97 117L99 118V116H97ZM199 117H198V118H199ZM209 117H210V116H209ZM217 117H219V116H217ZM217 117L214 116V119H215V118L218 119ZM9 118H10V117H9ZM34 118H35V117H34ZM40 118H41V117H40ZM95 118H96V117H95ZM219 118H221V117H219ZM5 119H6V118H5ZM13 119H14V118H13ZM27 119H28V118H27ZM29 119H30V118H29ZM29 119H28V120H29ZM37 119H38V118H37ZM43 119H44V118H43ZM43 119L41 118V119H39V120H43ZM64 119H66V118H64ZM88 119H89V118H88ZM195 119H196V117H195ZM14 120H15V119H14ZM21 120H23V118H22ZM35 120H36V119H35ZM44 120H45V119H44ZM47 120H48L47 125L50 126L49 123H52V121H51L52 118L50 119V118L47 117ZM99 120H100V119H99ZM181 120H180V121H181ZM196 120H197V119H196ZM196 120H195V121H196ZM198 120H199V119H198ZM198 120H197V122H198ZM203 120H204V118H203ZM203 120H202V121H203ZM221 120H222V119H221ZM221 120H220V121H221ZM5 121H6V120H5ZM25 121H26V120H25ZM25 121H24V122H25ZM45 121H46V120H45ZM50 121H51V122H50ZM56 121H57V120H56ZM58 121H59V120H58ZM66 121H67V120H66ZM69 121H70V120H69ZM103 121H104V120H103ZM106 121H107V120H106ZM114 121H115V120H114ZM206 121H209V122H210V119L208 120V117H207V120H206ZM206 121H205V123H206ZM211 121L215 122L216 120L214 121L213 119H211ZM217 121H218V120H217ZM0 122H1V121H0ZM35 122H36V121H35ZM35 122H30V125H31V124H35ZM60 122L63 123V121H60ZM78 122H79V120H78ZM100 122H101V121H100ZM109 122H110V121H109ZM203 122H204V121H203ZM6 123H8V122L6 121ZM12 123H13V121H12ZM15 123H16V122H15ZM22 123H23V122H22ZM27 123H28V122H27ZM39 123H40V122H39ZM39 123H38L37 125H35V126L40 125ZM104 123H105V122H104ZM111 123H112V122H111ZM111 123H110V124H111ZM199 123H200V121H199ZM2 124H4V123L2 122ZM45 124H46V122H44V121L41 122V126L44 127V130H46V129H45V127H46ZM52 124H53V123H52ZM57 124H58V123H57ZM57 124H55V125H57ZM113 124H114V122H113ZM190 124H191V123H190ZM201 124H202V122H201ZM203 124H204V123H203ZM212 124H213V123H212ZM215 124H216V123H215ZM215 124H213L214 127H216ZM235 124H236V123H235ZM21 125H22V124H21ZM99 125H100V124H99ZM184 125H185V124H184ZM193 125H194V124H193ZM204 125H205V124H204ZM208 125H209V124H208ZM210 125H211V124H210ZM218 125H219V122H218ZM7 126H8V130H7L8 133H9V132H12L11 130H14V128H15V126L11 125V123H9ZM16 126H18V125L16 124ZM28 126H29V125H28ZM32 126H33V125H32ZM52 126H53V125H52ZM52 126H51V127H52ZM88 126H89V125H88ZM107 126H108V125H107ZM180 126H181V125H180ZM185 126H186V125H185ZM188 126H191V125L188 124ZM198 126H199V125H198ZM206 126H207V125H206ZM206 126H205V127H206ZM211 126H212V125H211ZM211 126H210V127H211ZM213 126L211 127L212 129H214ZM221 126H222V125H221ZM221 126H220V127H221ZM0 127H1V126H0ZM25 127H27V126H25ZM42 127H40V128H42ZM58 127H59V124H58ZM222 127H223V126H222ZM222 127H221V128H222ZM18 128H19V127H17V129H18ZM35 128H36V127H35ZM35 128H34V129H35ZM52 128H53V127H52ZM92 128H93V127H92ZM99 128H100V127H99ZM108 128H109V127H108ZM184 128H185V127H184ZM202 128H203V127H202ZM218 128H219V127H218ZM225 128H226V127H225ZM0 129H1V128H0ZM31 129H32V128H31ZM37 129H38V128H37ZM53 129H55V127H54ZM56 129H58V128H56ZM83 129H84V128H83ZM105 129H106V128H105ZM105 129H104V130H105ZM186 129H187V128H186ZM198 129H199V128H198ZM208 129L210 130V128H208ZM208 129H207V130H208ZM215 129H216V128H215ZM227 129H228V128H227ZM5 130H6V129H5ZM24 130H25V129H24ZM35 130H36V129H35ZM40 130H42V132H43V129H40ZM95 130H97V129H95ZM101 130H102V129H101ZM196 130H197V129H196ZM202 130H203V129H202ZM19 131L21 132L20 129H19ZM37 131H38V130H37ZM53 131H54V130H53ZM61 131H62V130H61ZM186 131H187V130H186ZM211 131H213V130H211ZM216 131H220V130L216 129ZM29 132H32V131L30 130ZM44 132H45V131H44ZM46 132L49 133V132H48V129H47ZM46 132H45V134H47ZM54 132L56 133L57 131L55 130ZM87 132H88V131H87ZM214 132H215V130H214ZM60 133H61V132H60ZM60 133H59V135H60ZM85 133H86V132H85ZM97 133H98V132H97ZM207 133H209V131H208ZM210 133H211V132H210ZM12 134H13V133H12ZM14 134H15V133H14ZM23 134H25V133H23ZM23 134H20V135H23ZM31 134H34V133H31ZM31 134H30V135H31ZM35 134H36V133H35ZM37 134L39 135L38 132H37ZM40 134H41V133H40ZM42 134H43V133H42ZM50 134H51V135H54V133L52 134V132H50ZM94 134H96V133H94ZM101 134H102V133H101ZM109 134H110V133H109ZM187 134H188V133H187ZM189 134H190V132H189ZM189 134H188L187 136H189ZM212 134H213V132H212ZM215 134H218V133H214L213 135H214L215 137L213 136V137H210V138H211V139L216 138L217 135H215ZM17 135H19V134H17ZM28 135H29V134H28ZM57 135H58V134H57ZM85 135H86V134H85ZM107 135H108V134H107ZM218 135H219V134H218ZM0 136H3V133H0ZM32 136H33V135H32ZM35 136H36V135H35ZM35 136H34V137H35ZM45 136H46V135H45ZM55 136H56V135H55ZM90 136H91V134H90ZM90 136H89V137H90ZM5 137H6V136H5ZM14 137H17V136H14ZM23 137H24V135H23ZM25 137H26V136H25ZM25 137H24V139H25ZM38 137H39V136H38ZM41 137H43V136H41ZM52 137H53V136H52ZM101 137H103V136H101ZM1 138L3 139V137H1ZM44 138L46 139L47 137H44ZM49 138H50V137H49ZM104 138H105V137H104ZM106 138H107V137H106ZM4 139H5V138H4ZM9 139H10V138H9ZM14 139H16V138H14ZM54 139H55V137H54ZM81 139H82V138H81ZM92 139H93V138H92ZM108 139H109V138H108ZM218 139H220V138L218 137ZM5 140H6V139H5ZM18 140H20V139L18 138ZM18 140H17V141H18ZM41 140H43V139H41ZM46 140H47V139H46ZM48 140H49V139H48ZM55 140H56V139H55ZM55 140H54V141H55ZM57 140H58V139H57ZM86 140H87V139H86ZM112 140H113V139H112ZM112 140H111V141H112ZM27 141H29V140H27ZM35 141H37V140H35ZM44 141H45V140H44ZM44 141H41V142H44ZM89 141H90V140H89ZM104 141H106V140H104ZM203 141H204V140H203ZM18 142H19V141H18ZM18 142H17V143H18ZM25 142H26V140H25ZM29 142H30V141H29ZM32 142H33V140H32ZM37 142H39V140H38ZM46 142H48V141H46ZM51 142H52V141H51ZM55 142L57 143V141H55ZM86 142L88 143V141H86ZM90 142H91V141H90ZM93 142H94V141H93ZM100 142H101V141H100ZM206 142H207V141H204V142H203V143H205L204 145H206ZM1 143H2V142H1ZM5 143H7V142H5ZM9 143H10V142H9ZM14 143H15V142H14ZM22 143H23V142H22ZM44 143H45V142H44ZM56 143H54V144H56ZM81 143H82V142H81ZM81 143H80V144H81ZM108 143H109V142H107V145H106V146H108L107 148L109 149V145H110V144H108ZM110 143H111V142H110ZM2 144H4V143H2ZM30 144H31V143H30ZM30 144H28V145H30ZM32 144H33V143H32ZM32 144H31V146H32ZM40 144H41V143H40ZM97 144H98V143H97ZM97 144H96V146H97ZM102 144H103V143H102ZM104 144H105V143H104ZM104 144H103V145H104ZM114 144H115V143H114ZM208 144H209V142L207 143V146H208ZM4 145L6 146L7 144H4ZM15 145H16V144H15ZM21 145H22V144H21ZM37 145H39V144L36 143V147H38ZM42 145H43V144H42ZM45 145H46V144H45ZM47 145H48V144H47ZM52 145H53V144H52ZM56 145H57V144H56ZM85 145H86V143H85ZM100 145H101V144H100ZM111 145H112V144H111ZM204 145H201V147L204 146ZM225 145H226V144H225ZM1 146H2V145H1ZM5 146H2V147H3L2 150H4V151H6V150L4 149ZM8 146H9V148H10V145H7V147H8ZM13 146H14V145H13ZM22 146H23V145H22ZM26 146H27V145L25 144V147H26ZM31 146H30V147H31ZM34 146H35V145H34ZM40 146H41V145H40ZM43 146H44V145H43ZM54 146H55V145H54ZM82 146H84V145H82ZM207 146H206V148H204V149H207ZM210 146H211V148H212L211 143H210ZM7 147H6V148H7ZM15 147H16V146H15ZM36 147H35V150L37 149V151H39L38 148H36ZM49 147H50V146H49ZM80 147H81V146H80ZM84 147H86V146H84ZM98 147H99V146H98ZM20 148H21V147H20ZM31 148H32V147H31ZM41 148H42V147H41ZM82 148H83V147H82ZM100 148H102V146H101ZM208 148H209V146H208ZM0 149H1V148H0ZM12 149H13V148H12ZM22 149H23V148H22ZM42 149H43V148H42ZM110 149H111V148H110ZM199 149H200V148H199ZM204 149H203V150H204ZM209 149H210V148H209ZM209 149H208V150H209ZM27 150H28V149H27ZM30 150H32V149H30ZM33 150H34V148H33ZM40 150H41V149H40ZM45 150H46V148H45ZM48 150H49V148H48ZM82 150H83V149H82ZM87 150H88V148L86 147V151H87ZM91 150H92V149H91ZM95 150H97V149H95ZM203 150L201 149L200 151L202 152ZM210 150H211V149H210ZM41 151H42V150H41ZM51 151H52V150H51ZM92 151H93V150H92ZM92 151H91V152H92ZM99 151H101V150H99ZM102 151H103V150H102ZM102 151H101V152H102ZM205 151H206V150H205ZM205 151H204V153H205ZM0 152H2V154H3V151H0ZM24 152H25V151H24ZM24 152H23V153H24ZM26 152L28 153V151H26ZM29 152L31 153V151H29ZM32 152L34 153L35 151H32ZM49 152H50V151H49ZM91 152L89 153V151H88V153H89V154H88L89 157H90ZM97 152H98V151H97ZM104 152H105V150H104ZM106 152H108L107 149H106ZM109 152H110V151H109ZM206 152H207V151H206ZM209 152L212 153V151H209ZM209 152H208V153H209ZM5 153H6V152H5ZM15 153H17V152H15ZM45 153H46V152H45ZM85 153H86V152H85ZM102 153H103V152H102ZM102 153H100V154H102ZM189 153H190V152H189ZM6 154H8V153H6ZM9 154H10V153H9ZM18 154H19V153H18ZM98 154H99V153H98ZM103 154H105V153H103ZM103 154H102V155H103ZM11 155H12V154H10V157H11ZM13 155H14V154H13ZM13 155H12V156H13ZM21 155H22V156H21ZM21 155H20L21 157H19V156H17V157H19V158H22V157L24 158V157H25L24 154H21ZM36 155H37V154H36ZM96 155H97V154H96ZM102 155H101V157L98 156V155H97V156L100 157V158H104L105 156L102 157ZM4 156H6V155L4 154ZM14 156H15V155H14ZM28 156H29V154H28ZM34 156H35V155H34ZM34 156H33V157H34ZM37 156H38V155H37ZM44 156H46V155H44ZM86 156H87V155H86ZM190 156H191V158H192L193 155L191 154ZM190 156H189V157H190ZM194 156H195V155H194ZM197 156H198V154H197ZM200 156H201V154H200ZM224 156H225V155H224ZM29 157H30V156H29ZM38 157H39V156H38ZM42 157H43V155H42ZM98 157H96V159H97ZM211 157H213V156H211ZM23 158H22V160H23ZM25 158H26V157H25ZM30 158H32V157H30ZM94 158H95V157H94ZM100 158H98V160H100ZM105 158H106V157H105ZM191 158L188 159L189 162H190V159H191ZM201 158H202V157H201ZM206 158H207V157H206ZM1 159H2V158H0V160H1ZM11 159H12V158H11ZM14 159H15V158H14ZM28 159H29V158H28ZM28 159H27V160H28ZM34 159H35V158H34ZM36 159L38 160V158H36ZM92 159H93V158H92ZM92 159L90 158V160H92ZM192 159H193V158H192ZM214 159H215V158H214ZM222 159H223V157H222ZM228 159H229V158H228ZM254 159H255V158H254ZM256 159H257V158H256ZM12 160H13V159H12ZM17 160H18V159H17ZM25 160H26V159H25ZM25 160H24V162H25ZM32 160H33V159H32ZM195 160H196V159H195ZM199 160H201V159H199ZM203 160H205V159L202 158V162H205V163H206V161H203ZM223 160H224V159H223ZM225 160H226V159H225ZM242 160H243V159H242ZM251 160H252V159H251ZM251 160H250V161H251ZM258 160H259V159H258ZM1 161H4V159L1 160ZM5 161H7V160H5ZM10 161H11V160H9V162H10ZM19 161H20V160H19ZM19 161H16V162H19ZM28 161H30V163H31V160H30V159H29ZM35 161H36V160H35ZM35 161H33V163H34ZM196 161H197V160H196ZM207 161H208L207 163H209V160H207ZM211 161H214L215 167H217L216 165H218V164H217L218 161H217V163L215 162V160H211ZM211 161H210V163H209L208 165L211 164ZM227 161H229V160H227ZM11 162H14V160L11 161ZM21 162H22V161H20V165L22 166V163H21ZM93 162H94V161H93ZM93 162L91 161L90 164H92ZM191 162H192V160H191ZM191 162H190V163H191ZM193 162H195V161H193ZM198 162H199V161L195 162V165H196V163H198ZM224 162H225V161H224ZM242 162H243V161H242ZM251 162H252V161H251ZM255 162H256V161H255ZM0 163H1V162H0ZM3 163H5V162H3ZM14 163H15V162H14ZM14 163H13V164H14ZM26 163H27V162H26ZM26 163H25V164H26ZM207 163H206V164L202 163V164H203V165L201 164L202 167H203L204 165H206L207 168H208ZM8 164H9V163H8ZM193 164H194V163H193ZM214 164H213L212 167H214ZM256 164H257V163H256ZM14 165H15V164H14ZM16 165H17V164H16ZM27 165H28V164H27ZM27 165H26V166H27ZM201 165H199V166H201ZM211 165H212V164H211ZM211 165H210V166H211ZM252 165H253V164H252ZM10 166H11V164H10ZM12 166H13V165H12ZM18 166H19V164H18ZM24 166H25V165H24ZM26 166H25V167H26ZM30 166H31V165H30ZM236 166H237V165H236ZM6 167H8V166H6ZM13 167H14V166H13ZM13 167H12V168H13ZM16 167H17V166H16ZM234 167H235V166H234ZM19 168H20V166H19ZM28 168H29V167H28ZM209 168H210V167H209ZM25 169H26V168H25ZM205 169H206V168H205ZM211 169H212V168H211ZM215 169H216V168H215ZM20 170H21V169H20ZM88 170H89V169H88ZM15 171H16V170H14V172H15ZM205 171H207V170H205ZM2 172H3V171H2ZM4 172H5V171H4ZM6 172H7V171H6ZM19 173H21V172L19 171ZM16 174H17V172H16ZM197 176H198V175H197ZM80 177H81V176H80ZM82 177H83V176H82ZM82 177H81V178H82ZM60 179H61V178H60ZM55 180H56V179H55ZM58 181H60V180H58ZM61 181H62V180H61ZM99 183H100V182H99ZM5 184H7V183H5ZM244 184H245V183H243V185H244ZM1 186H3V185L1 184ZM239 187L241 188V184H240ZM245 187H246V185H245ZM2 188H3V187H2ZM63 188H64V187H63ZM235 188H236V187H235ZM242 188H243V187H242ZM3 189L5 190V188H3ZM40 190H41V189H40ZM67 190H68V189H67ZM235 190H236V189H235ZM239 190H240V189H239ZM254 190H255V189H254ZM256 190H257V189H256ZM30 191H31V190H30ZM64 191H65V190H64ZM236 191H237V190H236ZM246 191H248V190H246ZM38 192H39V191H38ZM38 192H37V193H38ZM61 192H62V191H61ZM255 192H257V191H255ZM35 193H36V192H35ZM57 193H58V191H57ZM239 193H240V192H239ZM239 193H236V194L239 195ZM243 193H245V192H243ZM243 193H242V194H243ZM248 193H249V192H248ZM258 193H259V192H258ZM258 193H257V194H258ZM19 194H20V193H19ZM39 194H40V193H39ZM42 194H43V191H42V193H41L40 195H42ZM252 194H253V193H252ZM13 195L16 196V194H13ZM21 195H22V194H21ZM21 195H20V196H21ZM33 195L35 196L34 193H33ZM165 195H166V194H165ZM243 195H245V194H243ZM248 195H249V194H248ZM253 195L255 196V193H254ZM15 196H14V197H15ZM20 196H19V197H20ZM24 196H25V195H24ZM36 196H38V194H36ZM250 196H251V194H250ZM262 196H263V195H262ZM12 197H13V196H12ZM14 197H13V198H14ZM26 197H28V196H26ZM26 197H25V199H26ZM164 197H165V196H164ZM166 197H167V196H166ZM252 197H253V196H252ZM258 197H260V196H258ZM16 198H17V196H16ZM22 198H23V197H22ZM22 198H20L19 200H21ZM33 198H34V197H33ZM33 198H30V199L32 200ZM39 198L41 199V197H39ZM242 198L244 199L245 197L242 196ZM250 198H251V197H250ZM255 198H256V197H255ZM11 200H12V199H11ZM36 200H37V199H36ZM246 200H247V199H246ZM14 201H15V200H14ZM33 201H35V200H33ZM60 201H61V200H60ZM62 201H63V200H62ZM133 201H134V200H133ZM249 201H252V200H249ZM17 202H18V201H17ZM31 202H32V201H31ZM35 202H37V201H35ZM241 202H242V201H241ZM241 202H240V203H241ZM26 203H27V202H26ZM29 203H30V202H29ZM131 203H132V202H131ZM131 203H129V204L131 205ZM237 203H238V202H237ZM237 203H236V204H237ZM245 203H247V201H246ZM13 204H14V203H13ZM15 204H16V203H15ZM30 204H31V203H30ZM30 204H29V205H30ZM32 204H34V203H32ZM227 204H228V203H227ZM231 204H232V203H231ZM11 205H12V204H11ZM18 205H20V204H18ZM59 205H60V204H59ZM250 205H251V204H250ZM14 206H15V205H14ZM20 206H21V205H20ZM43 206H44V208L46 209L47 206H45V204H44ZM52 206H53V205H52ZM132 206H134V205H132ZM232 206H234V205H232ZM238 206H239V203H238ZM242 206H243V205H241V207H242ZM247 206H248V204H247ZM10 207H11V206H10ZM60 207H62V205L59 206L58 209H57V207L54 206V207L52 208V210L50 211L49 206H48V209H49V210H47V211H49L48 213H51V215H54V214H55V211H56V210H59ZM228 207H229V206H228ZM228 207H227V208H228ZM230 207H231V206H230ZM241 207H239V211H240V208H241ZM245 207H246V206H245ZM245 207L243 208L244 211L246 210ZM248 207H249V206H248ZM248 207H247V208H248ZM15 208H16V207H15ZM20 208H21V207H20ZM35 208H36V207H35ZM132 208H133V207H131V209H132ZM222 208H223V207H222ZM225 208H226V207H225ZM231 208H232V207H231ZM233 208H234V207H233ZM233 208H232V209H233ZM148 209H149V208H148ZM229 209H230V208H229ZM236 209H237V208L235 207V210H236ZM241 209H242V208H241ZM18 210H19V209H18ZM34 210H35V209H34ZM34 210H33V212H34ZM215 210H216V209H215ZM221 210H222V209H221ZM224 210H225V209H224ZM247 210H248V209H247ZM30 211H31V210H30ZM131 211H132V210H131ZM226 211H227V209H226ZM231 211H232V210H231ZM16 212H17V211H16ZM20 212H21V211H20ZM31 212H32V211H31ZM31 212H30V213H31ZM36 212H37V211H36ZM227 212H230V211H227ZM232 212H233V211H232ZM235 212H236V211H235ZM235 212H233V213H235ZM241 212H242V210H241ZM247 212H248V211H247ZM11 213H12V212H11ZM17 213H18V212H17ZM30 213H27V214H30ZM222 213H223V212H222ZM18 214H19V213H18ZM31 214H32V213H31ZM59 214H61V212H60ZM235 214H236V213H235ZM240 214H241V213H240ZM244 214H249V213H244ZM250 214H251V213H250ZM219 215H220V214H219ZM228 215H229V214H227V216H225V213H224V216H225V217H228ZM231 215H233V214L231 213ZM242 215H243V212H242ZM132 216H133V215H132ZM212 216H214V215H212ZM222 216H223V214H222ZM249 216H250V215H249ZM20 217H21V216H20ZM47 217H48V214H47ZM57 217H58V213H57ZM129 217H130V216H129ZM229 217H230V216H229ZM246 217H247V216H246ZM252 217H253V215H252ZM40 218H41V217H40ZM42 218H43V217H42ZM58 218L60 219V217H58ZM72 218H73V217H72ZM130 218H131V217H130ZM130 218H129V219H130ZM223 218H224V217H223ZM241 218H242V217H241ZM241 218H240V219H241ZM249 218H250V220H251V217H249ZM254 218H255V217H254ZM17 219H18V218H17ZM189 219H190V218H189ZM228 219H229V218H228ZM252 219H253V218H252ZM18 220H19V219H18ZM38 220H39V219H38ZM73 220H74V218H73ZM216 220H217V219H216ZM248 220H249V219H248ZM20 221H21V220H20ZM20 221H19V222H20ZM35 221H36V220H35ZM106 221L108 222V219H106ZM130 221H131V219H130ZM188 221H189V220H188ZM235 221H236V219H235ZM237 221H238V219H237ZM237 221H236V222H237ZM240 221H241V220H240ZM245 222H246V221H245ZM254 222H255V221H254ZM254 222H253V223H254ZM109 223L111 224V222H109ZM104 224H105V222H104ZM130 224H132V223H130ZM133 224L135 225L134 222H133ZM250 224H251V223H250ZM20 225H21V223H20ZM46 226H47V225H46ZM46 226H45V227H46ZM108 226H110V225L108 224ZM146 226H147V225H146ZM146 226H145V227H146ZM155 226H156V225H155ZM155 226H154V224H153L152 227H155ZM220 226H221V225H220ZM254 226H255V225H254ZM251 227H252V226H251ZM251 227H250V229H251ZM261 227H262V226H261ZM246 228H247V227H246ZM252 228H253V227H252ZM147 229L150 230V227H149V228L147 227ZM152 229H153V228H152ZM260 229H261V228H260ZM248 230H249V229H248ZM251 230H252V229H251ZM56 231H57V230H56ZM150 231H151V230H150ZM150 231H149V234L151 233ZM252 231H254V230H252ZM255 231H256V228H255ZM43 232H45V230H44ZM47 232H48V231H47ZM49 232H51V231H49ZM263 232H264V230H263ZM68 233H69V232H68ZM68 233H67V234H68ZM145 233H146V232H145ZM145 233H144V237H145ZM155 233H156V232H154V234H155ZM242 233H244V232H242ZM258 233H259V231H258ZM258 233H257V234H258ZM44 234H45V233H44ZM51 234H52V232H51ZM54 234H55V233H54ZM149 234H148V235H149ZM260 234H261V233H260ZM69 235H70V234H69ZM69 235H68V236H69ZM146 235H147V234H146ZM155 235H156V234H155ZM247 235H248V234H247ZM249 235H250V234H249ZM255 235H256V234H255ZM258 235H259V234H258ZM258 235H256L255 237H257ZM263 235H264V234H263ZM151 236H152V235H151ZM250 236H252V235H250ZM259 236H262V234L259 235ZM152 237H153V236H152ZM186 237H187V236H186ZM248 237H249V236H248ZM55 238H56V237H55ZM55 238H54V239H55ZM66 238H67V237H66ZM146 238H147V236H146ZM148 238H149V236H148ZM54 239H53V240H54ZM57 239H58V237H57ZM64 239H65V238H63V240H64ZM152 239H153V238H151V242H152ZM156 239H158V237H156V238L154 239V241H155L154 243H156ZM184 239H185V238H184ZM184 239H183V240H184ZM255 239H256V238H255ZM255 239H254V240H255ZM261 239H262V238H261ZM58 240H59V239H58ZM67 240H68V238H67ZM146 240H147V239H146ZM183 240H180V241H183ZM185 240H187V239H185ZM257 240H258V239H257ZM257 240H256L257 243H259V242L261 241V240H260V241L258 242ZM143 241H144V240H143ZM147 241H149V239H148ZM262 241H264V240H262ZM262 241H261V242H262ZM67 242H69V241H67ZM67 242H66V243H67ZM92 242H93V241H92ZM144 242H146V241H144ZM159 242L161 243V241H159ZM64 243H65V242H64ZM149 243H150V242H149ZM182 243H183V242H182ZM185 243H186V242H185ZM188 243H189V242H188ZM254 243H255V242H254ZM74 244H75V242H74ZM77 244H78V243H77ZM80 244H81V243H80ZM90 244H91V243H90ZM92 244H93V243H92ZM144 244H145V243H144ZM151 244H153V243H151ZM186 244H187V243H186ZM0 245H1V242H0ZM69 245H70V244H69ZM71 245H72V243H71ZM78 245H79V244H78ZM145 245H147V243H146ZM172 245H173V244H172ZM255 245H256V243H255ZM255 245H253V246L257 248V246H255ZM74 246H75V245H74ZM74 246H73V247H74ZM154 246H156V244H155ZM259 246H260V245H259ZM66 247H67V246H66ZM70 247H72V246H70ZM143 247H144V246H143ZM160 247H161V246H160ZM160 247H159V248H160ZM172 247H173V246H172ZM133 248H134V247H132V249H133ZM148 248H150V245H149ZM148 248H146V249H148ZM151 248H153L152 245H151ZM161 248H162V247H161ZM173 248H174V247H173ZM185 248H186V247H185ZM260 248H264V247H263V246H260ZM260 248H259V249H260ZM73 249H74V248H73ZM73 249H72V250H73ZM132 249H131V250H132ZM140 249H141V248H140ZM146 249H145V250H146ZM155 249L157 250V247H155ZM155 249H154V250H155ZM189 249H190V248H189ZM251 249H252V248H251ZM259 249H257V250L259 251ZM103 250H104V249H103ZM156 250H155V252H156ZM159 250H160V249H159ZM257 250H256V251H257ZM263 250H264V249H263ZM73 251H75V250H73ZM73 251H72V252H73ZM134 251H135V250H134ZM134 251H131V252H134ZM138 251H139V250H138ZM150 251H151V250H150ZM186 251H187V250H186ZM250 251H251V250H250ZM252 251H253V250H252ZM66 252H67V251H66ZM84 252H85V251H84ZM161 252H162V251H161ZM262 252H263V251H262ZM262 252H261V253H262ZM21 253H22V251H21ZM39 253H40V252H39ZM39 253H38V254H39ZM41 253H42V252H41ZM106 253H107V252H106ZM137 253H138V252H137ZM151 253H152V251H151ZM156 253L158 254L159 252H156ZM185 253H186V252H185ZM255 253H256V252H255ZM259 253H260V252H259ZM18 254L20 255V253H18ZM72 254H73V253H72ZM75 254H76V253H75ZM88 254H89V253H88ZM129 254H131V253H129ZM140 254H141V253H140ZM147 254H149V253H147ZM160 254H161V253H160ZM182 254H183V253H182ZM40 255H41V254H40ZM84 255H86V254H84ZM126 255H127V254H126ZM126 255H125V256H126ZM136 255H137V254H136ZM253 255H254V254H253ZM260 255L262 256V254H260ZM16 256H17V255H16ZM70 256H71V255H70ZM70 256L65 255L64 257H61V258H59V259H56V260H55V264H73V260L71 259ZM87 256H88V255H87ZM87 256H86V257H87ZM96 256H97V255H96ZM141 256H142V255H141ZM141 256H140V257H141ZM151 256H152V255H151ZM165 256H167V255H165ZM168 256H169V255H168ZM182 256H183V255H182ZM188 256H189V255H188ZM91 257H92V256H91ZM107 257H108V256H107ZM115 257H116V256H115ZM117 257H118V256H117ZM123 257H124V256H123ZM127 257H128V256H127ZM132 257H133V255H132ZM162 257H163V256H162ZM170 257H171V256H170ZM258 257H259V256H258ZM38 258H40V257H38ZM88 258H89V256H88ZM97 258H98V257H97ZM118 258H119V257H118ZM120 258H121V257H120ZM152 258H153V257H152ZM40 259H41V258H40ZM95 259H96V258H95ZM99 259H100V258H99ZM109 259H110V258H109ZM116 259H117V258H116ZM134 259H136V258H134ZM141 259H143V258H141ZM155 259H156V258H155ZM157 259H158V258H157ZM162 259H163V258H162ZM172 259H173V258H172ZM185 259H186V258H185ZM251 259H252V258H251ZM259 259H260V258H259ZM262 259H264V256L262 257ZM48 260H50V259H48ZM97 260H98V259H97ZM97 260H95V261H92V260H91L92 262H90V264H106V262H100V261H97ZM106 260H107V259H106ZM125 260L127 261L126 257H125ZM132 260H133V259H132ZM143 260H144V259H143ZM160 260H161V259H160ZM164 260H165V258H164ZM222 260H223V259H222ZM247 260H248V259H247ZM84 261H85V260H84ZM116 261H118V260H116ZM135 261H136V263H137V260H135ZM157 261H159V260H157ZM172 261H173V260H172ZM172 261L170 262V259H169V262H168V263L170 264V263H172ZM219 261H220V259H219ZM262 261H263V260H262ZM262 261H261V262H262ZM111 262H112V261H111ZM129 262H130V261H129ZM144 262L146 263L145 260H144L143 262H141V263H144ZM148 262H149V261H148ZM162 262H163V261H162ZM166 262H167V261H166ZM197 262H198V261H197ZM200 262H201V261H200ZM216 262H218V260H216ZM223 262H224V261H223ZM225 262H226V260H225ZM243 262H244V261H243ZM258 262H259V261L257 260L256 263H258ZM43 263H44V262H43ZM45 263H46V262H45ZM88 263H89V262H88ZM117 263H120V261L117 262ZM117 263H114V264H117ZM124 263H125V262H124ZM126 263H127V262H126ZM149 263H150V262H149ZM221 263H222V262H221ZM221 263H219V264H221ZM239 263H241V262L239 261ZM254 263H255V262H254ZM53 264H54V263H53ZM74 264H75V263H74ZM76 264H77V263H76ZM85 264H86V263H85ZM132 264H133V261H132ZM134 264H135V263H134ZM138 264H139V263H138ZM146 264H147V263H146ZM157 264H158V263H157ZM172 264H173V263H172ZM175 264H176V263H175ZM199 264H200V263H199ZM214 264H215V261H214ZM226 264H227V262H226Z\"/></svg>","mask_w":264,"mask_h":264}]
</instances>
